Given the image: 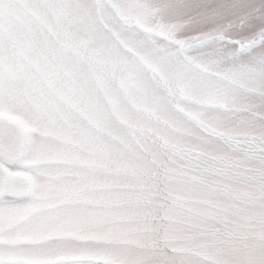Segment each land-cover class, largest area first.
Listing matches in <instances>:
<instances>
[{"label":"snow or ice","instance_id":"6c2138e0","mask_svg":"<svg viewBox=\"0 0 264 264\" xmlns=\"http://www.w3.org/2000/svg\"><path fill=\"white\" fill-rule=\"evenodd\" d=\"M0 264H264V0H0Z\"/></svg>","mask_w":264,"mask_h":264}]
</instances>
